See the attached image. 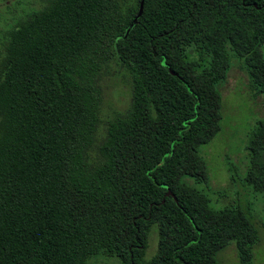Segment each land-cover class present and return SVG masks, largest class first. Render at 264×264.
Listing matches in <instances>:
<instances>
[{
    "label": "trees",
    "instance_id": "obj_1",
    "mask_svg": "<svg viewBox=\"0 0 264 264\" xmlns=\"http://www.w3.org/2000/svg\"><path fill=\"white\" fill-rule=\"evenodd\" d=\"M141 1L44 0L2 30L0 264H224L230 243L248 264L251 213L195 183L232 56L264 93V0ZM120 71L128 102L102 118ZM247 148L264 201V119Z\"/></svg>",
    "mask_w": 264,
    "mask_h": 264
},
{
    "label": "rangeland",
    "instance_id": "obj_2",
    "mask_svg": "<svg viewBox=\"0 0 264 264\" xmlns=\"http://www.w3.org/2000/svg\"><path fill=\"white\" fill-rule=\"evenodd\" d=\"M8 2H10L8 0ZM44 0H12L9 6L0 0V35L12 27L25 12L39 7ZM102 118L112 115L113 109H123L129 99V81L123 72L111 74L105 82ZM221 93L220 128L207 142L199 145L207 170V177L195 183L209 197L210 205H240L252 215L257 236L248 264H264V201L245 179L248 164L249 133L260 119H264V93L253 95L247 85V74L240 60L232 56L226 78L219 83ZM152 233L148 257L155 249ZM224 264H242L233 243L218 251ZM88 264H122L117 256L100 254Z\"/></svg>",
    "mask_w": 264,
    "mask_h": 264
},
{
    "label": "water",
    "instance_id": "obj_3",
    "mask_svg": "<svg viewBox=\"0 0 264 264\" xmlns=\"http://www.w3.org/2000/svg\"><path fill=\"white\" fill-rule=\"evenodd\" d=\"M142 3H143V0L141 1V6H142ZM141 11V7H140V9H139V12Z\"/></svg>",
    "mask_w": 264,
    "mask_h": 264
}]
</instances>
